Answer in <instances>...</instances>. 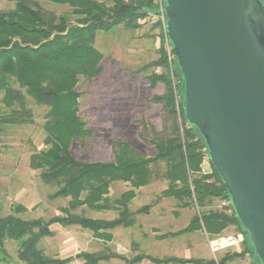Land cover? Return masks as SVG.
<instances>
[{
  "label": "trees",
  "instance_id": "obj_1",
  "mask_svg": "<svg viewBox=\"0 0 264 264\" xmlns=\"http://www.w3.org/2000/svg\"><path fill=\"white\" fill-rule=\"evenodd\" d=\"M13 2L9 9H0V98L8 112H0V132L7 125L33 123V113L27 96L38 106L47 107L44 114L45 133L41 149L29 157V166L39 172L44 184L53 189L50 199L67 198L61 213L48 219L23 218L27 211L20 203L12 204L10 212L0 215V264H67L80 259L82 264H98L102 260L121 257L109 247L99 251H79L67 257L49 256L38 243L43 237L54 236L52 224L79 226L93 236L109 242L112 231L118 226H131L136 215L147 213L151 204L136 210L129 207L136 189L158 180H166L167 187L156 197H172L180 207L197 206L187 226L168 233L181 235L197 229L220 234L232 225L242 232L234 211L228 203L212 207L215 199L227 201L226 189L217 171L209 161V171H203L206 155L202 140L189 127L182 106L176 104L180 96L179 74L173 68V52L169 60L160 22L151 24L159 31L158 57L143 65L153 68L148 75L150 86L160 81L166 91L152 100L163 106L161 130L147 119L141 120V138L154 149V154L144 156L126 141L114 145L111 161H86L77 159L71 151L75 140L83 141L91 133L78 114L80 79L91 80L102 71L103 54L95 47L96 34L123 26L129 30L140 29L153 0H7ZM44 3L62 4L68 10L55 12ZM160 68V72H155ZM170 76H174L173 82ZM118 181L130 188L119 196H110V187ZM156 199V200H157ZM84 208L96 211H116L112 219L91 218ZM16 245V259L7 243ZM240 253L227 251L215 259L184 258L176 256L155 257L140 253L134 260L147 258L153 262L224 264L243 256L248 248L243 240Z\"/></svg>",
  "mask_w": 264,
  "mask_h": 264
},
{
  "label": "rangeland",
  "instance_id": "obj_2",
  "mask_svg": "<svg viewBox=\"0 0 264 264\" xmlns=\"http://www.w3.org/2000/svg\"><path fill=\"white\" fill-rule=\"evenodd\" d=\"M98 1L111 4L110 0ZM12 6L13 2L0 0V9L5 10ZM44 6L58 13L69 9L62 4L44 3ZM145 23V26L136 30L117 26L96 34L95 47L103 54L102 71L91 80L80 79L77 87L80 92L78 114L92 131L85 140H75L71 144V151L79 160L112 159L114 145L118 141L128 142L144 156H151L155 152L153 147L141 138L140 132L143 127L140 122L145 118L157 130H161L163 106L161 103L154 102L152 97L164 93L166 86L160 81L155 86H150L148 75L152 73L153 68H142L147 62L158 57L157 49L153 48L152 41L144 35L151 24ZM164 39L166 45V34ZM160 70L156 68L154 71L159 73ZM170 77L173 82L176 81L174 76ZM1 96L0 92V98ZM27 99L33 113V123L7 125L0 132V215L9 213L12 204L20 203L27 208L26 212L19 214L21 217L48 219L61 213L60 207L66 205L67 198L50 199L48 194L53 189L42 182L37 170L29 166L30 154L44 147L43 123L47 107L36 105L29 96ZM0 112H8L1 101ZM203 168L204 170L210 168L207 157ZM154 182L156 183L139 190L130 201L129 207L134 211L143 205L151 204L153 200H155L154 204L147 213L136 215L133 226L116 227L113 231L115 235L118 236V230L123 231L119 234L121 241L108 244L107 247L116 251L118 246H125L123 244L133 237L140 242L141 252L155 256L170 254L181 257L193 256L196 254L195 249L186 246V242L193 235L199 236L200 233L190 232L175 236L167 234L185 226L192 212H197V206L180 207L178 201L172 197L157 199L156 197L166 187L167 181ZM128 188H130L128 183L115 182L110 187V196L115 198ZM222 202L221 199H215L212 207L220 208L224 206ZM83 213L91 218L104 219H112L118 215L112 210L96 211L89 208H84ZM50 228L55 232L54 236L43 237L38 243V246L49 256L65 257L80 249L99 251L95 249L106 247L103 246L102 241L95 240L91 231L79 226L52 224ZM237 232L239 231L230 225L221 234ZM141 233L146 234L147 239L142 238ZM152 235L156 238L158 236L165 238L153 240ZM176 245L183 248L177 251L174 249ZM7 248L15 260V243L8 242ZM119 253L127 255L129 252ZM220 256L217 255L216 259L218 260ZM239 258L242 262L252 264L248 255Z\"/></svg>",
  "mask_w": 264,
  "mask_h": 264
},
{
  "label": "water",
  "instance_id": "obj_3",
  "mask_svg": "<svg viewBox=\"0 0 264 264\" xmlns=\"http://www.w3.org/2000/svg\"><path fill=\"white\" fill-rule=\"evenodd\" d=\"M189 127L226 189L254 264H264V0H163Z\"/></svg>",
  "mask_w": 264,
  "mask_h": 264
},
{
  "label": "crops",
  "instance_id": "obj_4",
  "mask_svg": "<svg viewBox=\"0 0 264 264\" xmlns=\"http://www.w3.org/2000/svg\"><path fill=\"white\" fill-rule=\"evenodd\" d=\"M147 38H149V40L150 41H152V44H153V48L154 49H157L158 47H159V45H160V38H159V31L157 30V29H155V30H152L151 29V26L147 29V32L144 34ZM161 94V93H160ZM114 159V157H112V159H109V160H107V161H111V160H113ZM206 160V157H204V161ZM204 161H203V164H204ZM203 164H202V167H203ZM203 171L204 172H207V171H209V170H204V168H203ZM118 182H122V181H118ZM124 183H126V182H124ZM156 182H151L150 184H147V185H145V186H141V187H139L138 189H136V195L138 194L137 192H139V190H141V189H143V188H147L148 186H150V185H152V184H155ZM166 187H167V185H166ZM165 187V188H166ZM165 188H163V189H165ZM129 189V188H128ZM162 189V190H163ZM194 215V213L192 212V214L189 216V218H188V221L186 222V224H185V226H187L188 225V223H189V221H190V219H191V217ZM135 224V223H134ZM133 224V225H134ZM133 225H131V226H133ZM185 226H183V227H185ZM119 227V226H118ZM125 227V226H124ZM182 227V228H183ZM115 230V229H114ZM113 230V231H114ZM179 230V229H178ZM112 231V234H113V239L111 240V241H109V242H106V241H104V240H102V239H99V238H96V237H94L95 238V240H100V241H102L103 242V246H109L111 243H120V241H121V239L119 238V234H121L123 231L122 230H118L117 231V234H118V236L117 235H115V233ZM177 231V230H176ZM223 231H225V230H223ZM172 232H174V231H172ZM193 232H197V233H200V235L201 236H203V237H201L200 235L199 236H196V235H193L192 237H190V239H188L187 240V242H186V246H189V247H193L194 249H195V253L196 254H194L193 256H191V257H194V258H203V259H214V256L212 255V253L210 252V250H209V248H208V245H207V239H208V236H213V235H211V234H209V233H207L205 230H204V228L202 227V228H200V229H197V230H195V231H193ZM190 233V232H189ZM185 234V233H184ZM221 234V233H220ZM167 235H169V234H167ZM216 235H218V234H216ZM141 236H142V238H145V239H147V236H146V234H144V233H141ZM169 236H173V235H169ZM120 239L119 241L117 240V239ZM141 238V237H140ZM155 238V239H154ZM162 238H165L164 236L163 237H160V236H158L157 238H156V236H154V235H152V239L153 240H159V239H162ZM109 244V245H108ZM123 245H125V246H123V247H125L126 249H127V251L129 252L127 255H123V254H121V253H119L117 250L115 251V249L114 250H111V251H115L116 253H118L119 255H121V257L119 258V257H112V258H110L109 260H102V261H100L98 264H163V263H157V262H153V261H151V260H149V259H147V258H143V259H141V260H137V261H135L134 260V257L136 256V255H138V254H140V253H145V254H148V255H152V254H150V253H146V252H141L140 251V247H141V245H140V242L139 241H137V240H134L133 239V237H130V239L128 240V241H126ZM180 245V244H179ZM179 245H176V247L174 248V249H176L177 251H180V249L181 248H183V247H180ZM182 246V245H181ZM242 247V248H241ZM100 249H104V247L103 248H99V249H95V250H100ZM82 250H84V251H92V250H89V249H87V248H85V249H80V250H76L75 252H74V254H70V255H75L76 253H78L79 251H82ZM242 250H243V246H242V243L241 244H239V245H236V246H234V247H231V248H228V249H226V250H222V251H219L218 253H217V255L218 256H222L225 252H227V251H231V252H237V253H240V252H242ZM174 253H176V252H174ZM246 255H248L250 258H251V260H252V264H254L253 263V259H252V256H251V254L250 253H245L243 256H240V257H244V256H246ZM67 256H69V255H67ZM67 256H65V257H67ZM152 256H155V255H152ZM164 256H176V257H181V256H178V255H176V254H170V255H164ZM164 256H155V257H159V258H161V257H164ZM57 257H59V256H57ZM61 257V256H60ZM190 257V256H189ZM189 257H184V258H189ZM77 262H79V264H82V261L80 260V259H73L72 261H70L69 263H67V264H75V263H77ZM171 264H191V263H171ZM224 264H247L246 263V261H241L240 260V258L238 257V258H235V259H232V260H229V261H227V262H225Z\"/></svg>",
  "mask_w": 264,
  "mask_h": 264
},
{
  "label": "built area",
  "instance_id": "obj_5",
  "mask_svg": "<svg viewBox=\"0 0 264 264\" xmlns=\"http://www.w3.org/2000/svg\"><path fill=\"white\" fill-rule=\"evenodd\" d=\"M163 0H153V7L161 6ZM144 22H147L148 24H155L157 22H160L162 27L164 28V14L162 11H160L157 14H151L147 13L146 17L143 20ZM166 50L168 54L169 60L171 59V50L170 46L168 43H166ZM180 96L176 95V104L179 102ZM205 157H207L205 155ZM227 201H223L222 204L226 205L228 204ZM243 232H237L236 234H218V235H213L211 237H208L207 239V245L214 256V259L217 261V253L222 250H226L228 248L234 247L236 245H239L243 242ZM117 250L120 252H126L127 249L123 246H118Z\"/></svg>",
  "mask_w": 264,
  "mask_h": 264
}]
</instances>
